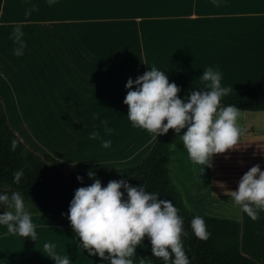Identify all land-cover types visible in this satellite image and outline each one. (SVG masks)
I'll list each match as a JSON object with an SVG mask.
<instances>
[{
	"label": "crops",
	"instance_id": "0c3cea01",
	"mask_svg": "<svg viewBox=\"0 0 264 264\" xmlns=\"http://www.w3.org/2000/svg\"><path fill=\"white\" fill-rule=\"evenodd\" d=\"M17 25L30 46L22 56L10 55L15 62L26 61L32 85H64L63 90L75 99L89 95L99 102L95 106L108 107L95 120L107 121L111 133L103 125L96 129V139L89 136L92 130L58 133L51 140L49 135L48 148L33 141L37 153L60 167L121 168L144 159L157 136L133 127L123 101L128 78L135 79L150 67L164 70L169 82L180 87L181 98L207 85L200 76L208 67L220 71L221 85L228 89L264 85V0H55L52 4L48 0H3V50H12L9 43L14 41L9 35ZM243 111L246 116L256 112ZM257 112L264 115V110ZM248 121L238 123L241 134L236 147L214 154L210 165L190 160L189 210L208 214L207 204L217 196L232 201L219 182L235 190L249 168L259 164L264 169V122L251 127ZM101 138L110 139L111 146L103 148ZM62 151L84 153L88 160L63 158ZM257 211L256 220L239 207L225 217L236 214L234 219L243 225L241 250L264 264V210ZM32 220L36 233L43 237L42 246L53 244L52 251L67 256L70 264H106L73 245L80 240L67 215L41 214ZM40 224L48 225L47 229L38 228ZM18 237L22 236L13 234ZM50 255L43 248L39 264H55Z\"/></svg>",
	"mask_w": 264,
	"mask_h": 264
},
{
	"label": "clouds",
	"instance_id": "9594fccd",
	"mask_svg": "<svg viewBox=\"0 0 264 264\" xmlns=\"http://www.w3.org/2000/svg\"><path fill=\"white\" fill-rule=\"evenodd\" d=\"M50 4L55 0H48ZM215 3L216 0H213ZM22 28L17 25L11 34L17 45L13 52L24 54L27 44ZM208 82L204 88H194L185 98L178 93L180 87L169 82L164 70L150 67L135 79L126 82L127 93L124 103L128 106L127 117L133 127H141L157 137L173 129L183 143L190 159L199 164L210 165L214 154L224 153L236 147L240 135L238 120L240 109L233 104L223 105L221 100L229 89L221 85V73L212 67L203 69L200 76ZM98 114H93L97 118ZM105 132L111 133L107 121ZM90 138L99 137L93 130ZM101 146L109 148L110 139L101 138ZM23 170L13 173V181L19 183ZM92 183L78 187L70 201L67 215L72 229L88 255L98 256L108 264H133L137 246H143L147 236L150 239L152 255L163 264H190L186 254L183 236L184 218L169 199H162L159 193L149 191L144 183L133 185L127 179L109 180L105 185L93 171L88 172ZM83 181V177L78 176ZM219 185L234 205L238 206L252 220L258 218V209L264 210V169L259 164L249 168L240 178L235 190ZM123 189V191L121 190ZM126 194V195H125ZM0 225L8 233L37 240L32 214L27 209L22 195L17 191H0ZM192 233L206 240L210 233L203 217L195 215L191 221ZM54 245L45 243L43 248L51 253L55 264H70L67 256L54 251Z\"/></svg>",
	"mask_w": 264,
	"mask_h": 264
},
{
	"label": "trees",
	"instance_id": "16d2710c",
	"mask_svg": "<svg viewBox=\"0 0 264 264\" xmlns=\"http://www.w3.org/2000/svg\"><path fill=\"white\" fill-rule=\"evenodd\" d=\"M2 4L3 0H0V15ZM221 103L233 104L240 110H264V85L229 89ZM174 133L170 129L167 134L159 135L150 152L136 166L66 172L64 168L49 163L19 138L10 126L0 96V191L19 192L35 213L66 215L75 190L93 182L88 176L89 171L95 172L96 178L105 186L109 180L121 178L133 185L144 183L149 191L171 200L179 209L188 233L182 240L190 264H261L241 250L243 225L240 220L201 214L187 208L170 172V140ZM17 170H23L19 183L13 181V173ZM78 176L83 177V181L78 180ZM195 215L205 220L210 233L206 240L192 233L190 221ZM143 248L149 264H163L160 258L152 255V245L147 236L143 240Z\"/></svg>",
	"mask_w": 264,
	"mask_h": 264
},
{
	"label": "rangeland",
	"instance_id": "374dc122",
	"mask_svg": "<svg viewBox=\"0 0 264 264\" xmlns=\"http://www.w3.org/2000/svg\"><path fill=\"white\" fill-rule=\"evenodd\" d=\"M23 39L25 40V37ZM4 46L7 47V45ZM9 46L12 47V50H3V47H0V73L2 74L0 75V96L10 126L30 149L37 152L31 146L33 141L38 142L43 148H48L47 146H50L48 141L52 139V135H58V133L62 135L66 133L79 134L83 133V131L96 130L104 125L102 121L97 122L93 118V114H98V117H101L102 112L108 110L107 105H101V107L95 106L99 102L95 98H90L89 95H84L81 98L77 96L80 99H75L76 97L73 94L63 90L64 85H32L31 81L33 77L32 74H29L30 72L28 71L26 61L20 59L18 62H15L11 59V55L13 54L10 52L13 53V49L17 45L15 43H9ZM29 46L30 44H27L24 49L25 53L28 51ZM3 77H6V80ZM244 113L243 110H240V118L238 120L240 124L245 119L249 120L248 122L251 127L259 126L258 124L262 121L264 122V115L258 114L257 111L255 114H251L253 116H246ZM183 131H186V129H182L180 134ZM180 134L176 133L171 138V159L169 166L172 180L180 188L186 206H190V200L186 190V180H189L191 172V159L183 143L178 140V135ZM49 135H51L50 140L47 138ZM64 152L62 151V154H64L63 158L68 155L74 161L88 160V157L84 153L73 155L71 152ZM139 163L132 166H136ZM62 168L66 172H71L115 167L102 168L101 166H90L77 169L76 166H62ZM4 188L6 189L8 187ZM209 201L207 206L210 207L208 211L210 213L208 214L214 216L225 217L228 214H232L238 208V206L234 205L233 201L228 199L224 200L219 196ZM25 205L32 216L41 215L33 212L30 205H27L26 202ZM2 211L4 209L0 208V212ZM235 215H232L231 218H236ZM37 227L42 230L47 229L48 225L40 224ZM42 241L43 237L41 234H37V240H33L30 237H18L15 239L12 233L7 232L6 226L0 225V264H11L15 261H18L19 264H29L31 261L34 264H39L42 259ZM73 245L77 246L78 249H84L80 247V241L75 242ZM66 246H68V243ZM131 259L133 260V264H149L143 246H137L136 255L131 257ZM106 264H108L107 261Z\"/></svg>",
	"mask_w": 264,
	"mask_h": 264
}]
</instances>
